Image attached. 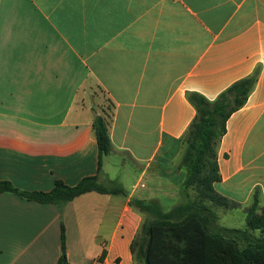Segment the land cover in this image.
Wrapping results in <instances>:
<instances>
[{
    "label": "crops",
    "instance_id": "0c3cea01",
    "mask_svg": "<svg viewBox=\"0 0 264 264\" xmlns=\"http://www.w3.org/2000/svg\"><path fill=\"white\" fill-rule=\"evenodd\" d=\"M254 73L214 185L244 217L264 208V0H0V181L48 192L97 176L92 122L106 116L98 182L125 192L62 207L0 193V264H58L62 226L69 264H134L144 215L129 201L181 200L188 94L213 101Z\"/></svg>",
    "mask_w": 264,
    "mask_h": 264
},
{
    "label": "trees",
    "instance_id": "16d2710c",
    "mask_svg": "<svg viewBox=\"0 0 264 264\" xmlns=\"http://www.w3.org/2000/svg\"><path fill=\"white\" fill-rule=\"evenodd\" d=\"M256 80L257 73L238 80L213 101L197 93L188 94L195 116L180 138L178 168L185 171L181 200L168 212H163L156 201H129V206L144 215L130 245L134 264H264V208H258L254 200L246 210L244 229L221 227L217 209H232L234 204L214 189L220 181L217 148L226 121L245 105ZM92 129L97 146V176L83 178L75 186L55 181L48 192H24L0 181V193L58 207L89 192L125 195L116 182L107 185L98 182L103 159L111 150L107 117L96 116ZM61 246L64 250L63 226ZM104 254L103 251L101 259ZM58 264L69 263L61 256Z\"/></svg>",
    "mask_w": 264,
    "mask_h": 264
},
{
    "label": "rangeland",
    "instance_id": "374dc122",
    "mask_svg": "<svg viewBox=\"0 0 264 264\" xmlns=\"http://www.w3.org/2000/svg\"><path fill=\"white\" fill-rule=\"evenodd\" d=\"M217 216L221 227L235 229L245 228V217L240 210L217 209Z\"/></svg>",
    "mask_w": 264,
    "mask_h": 264
},
{
    "label": "water",
    "instance_id": "95a60500",
    "mask_svg": "<svg viewBox=\"0 0 264 264\" xmlns=\"http://www.w3.org/2000/svg\"><path fill=\"white\" fill-rule=\"evenodd\" d=\"M61 254H62V256L64 257V256H65V251L62 250ZM64 262H65V260L63 259V263H64Z\"/></svg>",
    "mask_w": 264,
    "mask_h": 264
}]
</instances>
